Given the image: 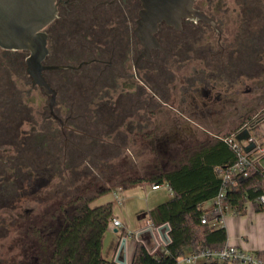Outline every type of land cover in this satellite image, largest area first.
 Returning a JSON list of instances; mask_svg holds the SVG:
<instances>
[{
	"label": "flooded vegetation",
	"instance_id": "flooded-vegetation-1",
	"mask_svg": "<svg viewBox=\"0 0 264 264\" xmlns=\"http://www.w3.org/2000/svg\"><path fill=\"white\" fill-rule=\"evenodd\" d=\"M54 1L40 76L28 72V50L0 46V264H41L28 237L42 235L45 220L51 234L63 221L44 218V197L67 213L78 173L94 175L88 187L97 179L86 162L131 154V145L127 158L148 154L165 168L252 125L264 104V0H195L203 19L160 22L146 44L140 0ZM12 230L13 248L3 243Z\"/></svg>",
	"mask_w": 264,
	"mask_h": 264
},
{
	"label": "trees",
	"instance_id": "trees-1",
	"mask_svg": "<svg viewBox=\"0 0 264 264\" xmlns=\"http://www.w3.org/2000/svg\"><path fill=\"white\" fill-rule=\"evenodd\" d=\"M222 137L210 145L208 142L197 144L180 152L184 154L185 162L177 168L154 167L148 163L141 170H135L136 162L122 158L119 171H112L105 178L108 187L84 195L89 189L84 186L82 191L76 186L74 191L69 187L65 190L68 205H73L71 213L64 212L63 205H57L55 211L62 215V224H55V231L44 222V231L40 235L37 231L28 237V246L34 250L38 239L40 263L43 264V254H48L45 264H118L101 256L102 239L112 220V206L110 203L93 206L96 198L113 188L126 190L136 185L165 186L169 197L147 212V219L154 226L169 225L170 242L159 254H150L146 247L137 242L129 264H176L177 259L192 252L215 248L227 241L225 227H213V218L208 217L205 224L200 222L207 210L201 205L212 200L218 193L223 172L236 160L233 149L223 141ZM100 148L97 153H100ZM151 162H157L152 156ZM111 160L91 159L88 167L104 169ZM110 167V166H109ZM140 171V172H139ZM143 172V173H142ZM94 175L87 167L78 173L75 182L87 183L94 179ZM235 184L226 190L223 204L235 216H242L246 205L250 204L254 211L264 212V167L255 165L248 171L247 176L234 174ZM112 188V189H111ZM82 191V192H81ZM64 194V190L60 191ZM67 209V208H66ZM32 242L33 245H32ZM257 256L264 262V250L257 251ZM29 262L31 259L29 257ZM198 264H237L228 261L212 260Z\"/></svg>",
	"mask_w": 264,
	"mask_h": 264
},
{
	"label": "rangeland",
	"instance_id": "rangeland-1",
	"mask_svg": "<svg viewBox=\"0 0 264 264\" xmlns=\"http://www.w3.org/2000/svg\"><path fill=\"white\" fill-rule=\"evenodd\" d=\"M252 118H253V120L251 121L252 125L241 124L236 128V130L234 132H231V133H228L225 135H220L218 139L225 137V136H230L231 140L238 143L246 151V149L250 147V144L247 142V139L249 137H252L253 139H255L256 143L261 145L264 149V104L261 105L260 107H258V109L252 114ZM248 124H250V122ZM218 139H212L206 145H210ZM127 148L129 149L131 154H134L136 152V147L128 145ZM131 154L127 153V151L124 150L122 152L121 157H117L116 159L111 160V161H104V162H107L108 166L104 169L96 171L95 174L97 176V179L92 182L89 189L86 190V191H88V193L84 192V195H87L90 192L91 193L95 192L99 188L105 189L106 187H108V183L105 181V178L107 176H109L112 171H119L120 169H122L121 167L119 168L122 158H127V156H129V158H130ZM152 159L153 158L151 155L144 154V155L140 156L139 158H137L136 161L132 160L133 162L137 163V165L134 167V171L135 170H137V171L141 170L142 171V167L148 163L149 164L152 163V165H154V162H151ZM183 162H185V156H184V154L181 153L178 156L171 158L169 160V164L165 168L168 170L175 169L180 164H182ZM157 163H158V161H157ZM258 166L264 167V155H262L260 157V159L258 160ZM84 183L85 182H83V181H81L79 183L77 182L76 186H79L80 187L79 189H81L82 191H85V190H83V188L85 186ZM114 191L119 193V195H120L118 200H116L113 197ZM148 192H150V193L148 194ZM131 193L134 194V196H135L134 201H136V205L141 206L142 209H144L143 211H148V209H150L149 206L153 202L161 203L169 197L168 189L165 186H161L157 192L151 193L150 186L147 185L144 187L135 186L132 189L130 188V189H126V190H121V189L119 190V189L113 188L110 192H106V193L102 194L101 196H99L98 198H96L95 201L91 204V207H93V206L96 207V206H100V205L110 203L112 206V215L117 216L120 219V221L122 222V227H120L117 232L114 233L113 231H107L104 234V239H102L103 249L101 252V254H102L101 256L103 258H106V259L110 258V255H109V251H111L110 248L113 246V249H114L115 245L117 246L118 243L120 245L122 238L126 237L125 247L127 250L128 260L130 261L134 247L138 241L135 230L139 226V221L137 219L136 212L134 213L133 211H131L130 207H129L128 197H130ZM57 200H58L57 196H51V198L49 197L46 199V195H45L44 204H43V212H44L43 215H44L45 219H48L52 213H55V214L58 213V211H55V209H56L55 203L57 202ZM66 202H68V200ZM66 206H68V203H66ZM200 207H201V209H208V208L212 207V201L211 200L207 201V202L203 203ZM66 210H67V214L69 215L71 213V211H70L71 209L67 208ZM63 213H65V212H61V214H63ZM225 216H228V217L233 216V213L229 208H226V211H225L223 217H225ZM44 222H46V220ZM211 225L213 227L223 226V224L219 223L218 220H212ZM17 238H18L17 234L15 233V231L12 230L11 234L7 237L6 240H4L3 243H5L6 247L11 246L13 248L14 247V240ZM139 238L148 244L152 243V241L145 234H141L139 236ZM106 248L108 249L107 253H105ZM118 248H119V246H118ZM16 252H17V248H14V250L11 252V254L9 256H13ZM157 253L159 254L160 251ZM47 255L48 254L44 253L42 256L43 257V264H45V259L48 257Z\"/></svg>",
	"mask_w": 264,
	"mask_h": 264
},
{
	"label": "water",
	"instance_id": "water-1",
	"mask_svg": "<svg viewBox=\"0 0 264 264\" xmlns=\"http://www.w3.org/2000/svg\"><path fill=\"white\" fill-rule=\"evenodd\" d=\"M141 9L137 21V32L143 44L153 39L152 33L160 22L178 27L181 18H204L193 9L195 0H140ZM56 15L54 0H0V46L9 49H26L31 53L28 72L34 78L40 76L39 61L45 53V36L41 30ZM248 150V148L246 149ZM169 226L158 230L165 244ZM116 232V230H114ZM151 237L153 234L150 231ZM125 240H121L115 262L126 264L120 258Z\"/></svg>",
	"mask_w": 264,
	"mask_h": 264
},
{
	"label": "built area",
	"instance_id": "built-area-1",
	"mask_svg": "<svg viewBox=\"0 0 264 264\" xmlns=\"http://www.w3.org/2000/svg\"><path fill=\"white\" fill-rule=\"evenodd\" d=\"M223 141L233 149L236 154V160L223 172L219 191L217 195L211 200L212 207L207 211L206 214L201 217L200 222L202 224L206 223L208 217L213 218V220H218L219 223L223 222V215L226 211V207L223 204V198L225 196L226 190L235 184V181L232 179L233 175L243 174V176H247L248 171L251 168H253L255 165L258 166L257 159L264 155L263 147L256 143L255 139H253L252 137H249L247 139L250 147L246 151L238 143L231 140L230 137L223 138ZM161 186L152 185L151 189L157 190ZM113 197L118 200L120 196L117 192L114 191ZM260 200L261 202H264V196H261ZM110 223L116 230L121 227V223L117 219L112 218ZM164 225L165 224L154 226L150 221L148 222L147 230L149 232L151 231V233L153 234L151 239L152 243L148 244L143 241L139 242L146 247L150 254L157 255V252H162L164 250V247L167 245L158 233V230ZM122 240H125V238H122ZM161 247L163 248V250H160ZM212 260L228 261L237 264H264L262 259L257 256L255 251H248L243 247L230 245L227 243L217 246L215 250L205 249L200 252L188 253L187 255L178 258L176 264H198L210 262Z\"/></svg>",
	"mask_w": 264,
	"mask_h": 264
},
{
	"label": "crops",
	"instance_id": "crops-1",
	"mask_svg": "<svg viewBox=\"0 0 264 264\" xmlns=\"http://www.w3.org/2000/svg\"><path fill=\"white\" fill-rule=\"evenodd\" d=\"M259 159H260V157L257 159V164H258ZM136 186L144 187L147 185H136ZM133 187H135V186H133ZM133 187H130V188L132 189ZM159 189L152 190L151 186H150L151 193L157 192ZM149 193L150 192H148V194ZM134 199H135V196H134V194L131 193L130 197H128L129 207H130L131 211H133L134 213L136 212L137 219L139 221V226L135 230L136 236L138 238L137 242L143 241L139 238V236L141 234H145L151 240L152 237L150 235V232L147 230V226H148L149 221L147 219L146 214L149 210L153 209L159 203L153 202L149 206L150 209H148V211H143L144 209H142L141 206L136 205V201H134ZM210 208L204 209V210L208 211V210H210ZM112 217L114 219H117L120 221V219L117 216L112 215ZM120 223H121V227H122V222L120 221ZM221 224H223V227H225V229L227 231V241H226L227 244L243 247L244 249H246L248 251L257 252V251L264 250V212H256V211H254L252 206H250V204H247L246 205V211H245L244 215L235 216L233 214V216H229V217L225 216V217H223V222ZM114 230H116V229L114 227H112V225L110 223L107 231H113L114 232ZM117 231L118 230H116V232ZM123 238H125V243H126V237H123ZM103 239H104V236H103ZM143 242H145V241H143ZM118 246H119V243L117 246L115 245L114 249H113V246L110 248V250H111V251H109L110 258H108V260H115L117 253H118ZM102 249H103V247H101V252H102ZM107 250L108 249L106 248L105 253H107ZM160 250H163V248L161 247ZM119 256L121 259L125 260L126 264L130 263L132 256H131L130 261H129L125 244H124L123 250L121 251Z\"/></svg>",
	"mask_w": 264,
	"mask_h": 264
}]
</instances>
